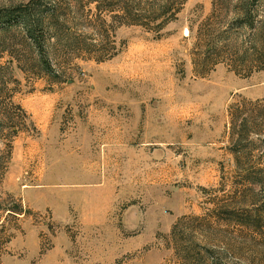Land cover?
<instances>
[{"label": "rangeland", "instance_id": "obj_1", "mask_svg": "<svg viewBox=\"0 0 264 264\" xmlns=\"http://www.w3.org/2000/svg\"><path fill=\"white\" fill-rule=\"evenodd\" d=\"M44 4L42 55L0 24V264H264V0Z\"/></svg>", "mask_w": 264, "mask_h": 264}, {"label": "trees", "instance_id": "obj_2", "mask_svg": "<svg viewBox=\"0 0 264 264\" xmlns=\"http://www.w3.org/2000/svg\"><path fill=\"white\" fill-rule=\"evenodd\" d=\"M172 0H131V7L123 12L126 25L140 26L148 31L158 33L168 21L172 20L178 13L177 9H170ZM247 1V0H245ZM249 1V0H248ZM257 2L260 0H250ZM45 0H27L12 8L0 11V24L9 26L11 23L21 26L28 41L35 46L39 55H42V41L38 31L42 30L47 15L42 8ZM146 4L147 8L141 7ZM156 28V30H154ZM111 56L97 59L98 63L108 60ZM263 70V69H259ZM20 112L21 109L18 108ZM25 115V114H24ZM231 117V115H230Z\"/></svg>", "mask_w": 264, "mask_h": 264}, {"label": "crops", "instance_id": "obj_3", "mask_svg": "<svg viewBox=\"0 0 264 264\" xmlns=\"http://www.w3.org/2000/svg\"><path fill=\"white\" fill-rule=\"evenodd\" d=\"M25 193L28 194L27 195L28 200H31V197H32L31 189H28V188L25 189V191H23V195H25Z\"/></svg>", "mask_w": 264, "mask_h": 264}]
</instances>
